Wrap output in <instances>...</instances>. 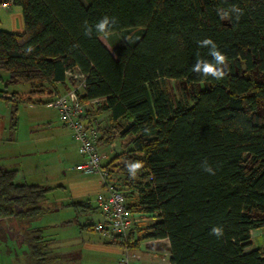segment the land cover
I'll return each mask as SVG.
<instances>
[{
  "label": "trees",
  "instance_id": "trees-1",
  "mask_svg": "<svg viewBox=\"0 0 264 264\" xmlns=\"http://www.w3.org/2000/svg\"><path fill=\"white\" fill-rule=\"evenodd\" d=\"M231 5L244 10L238 22L218 16L217 8ZM15 6L24 31L0 30L5 88L29 85L31 103L37 96L57 98L56 86L66 81L72 88L68 72L84 76L80 100H102L98 112L109 115L99 143L110 134L131 140L119 169L125 185L134 178L128 164L142 162L147 172L137 205L128 203L129 211L153 218L140 239L168 240L169 264H264V245H251V232L264 230V0H15ZM105 15L118 19L109 37L112 53L82 27ZM129 35L138 41L129 44L123 38ZM205 38L228 58L221 80L191 71L197 53L211 61L197 44ZM165 79L203 87L190 106L174 105L160 88ZM4 94L0 99L9 104ZM11 112L14 130L16 103ZM204 160L215 175L203 171ZM15 178L0 165L2 240L14 238L23 264H50L48 240L36 222L48 211L51 190ZM71 207L94 214L89 204ZM217 225L224 228L220 239L210 234ZM140 239L132 231L127 248L137 250Z\"/></svg>",
  "mask_w": 264,
  "mask_h": 264
},
{
  "label": "rangeland",
  "instance_id": "rangeland-1",
  "mask_svg": "<svg viewBox=\"0 0 264 264\" xmlns=\"http://www.w3.org/2000/svg\"><path fill=\"white\" fill-rule=\"evenodd\" d=\"M83 4H87V0H81ZM0 30L21 34L24 31V25L22 21V14L19 7H13L10 10L0 9ZM101 43L112 53L111 42H114L115 39H100ZM0 77L2 81L0 82V89L2 91L10 93L11 96L15 97L14 100H10V103L17 104V115L20 116L21 121H27L29 117H36L44 121H50L54 125H58V115L55 108L47 102L54 101L55 97H48L46 95L40 97L32 98L35 101H42L44 104L36 105L33 107L34 112H25L28 110V107L23 105L22 101H26L28 93L30 90L29 85L17 84L13 86H7L5 88L4 82L7 80V74L0 70ZM76 82L72 80V86ZM200 85L194 86L185 83L181 80H171L165 79L160 81V88L168 95L169 99L174 105L180 103L183 106H190L193 101V96L197 89L203 87ZM16 93V94H11ZM82 93V91H80ZM18 96V97H17ZM21 102H20V101ZM4 106L3 102L0 100V106ZM8 109H11V105H8ZM100 120V119H99ZM106 120V119H105ZM101 119L102 128L105 129L109 127L108 121ZM112 132V131H111ZM103 147H100V154H106V158L102 160V163L105 165L108 164L109 168L112 169L113 177L120 189L126 195V199L131 201V205H137L138 191L143 187L149 180L146 176L147 172L144 170V165L142 170L133 178L132 185L126 186L123 179L124 176L119 172V169L124 164V156H130V150L132 149L130 138H125L121 140L116 134H110L106 137H103ZM80 155L75 153V151L69 150L67 154H64L62 159V166L53 169L55 175L50 178L47 182V185L54 187L53 191L47 195V201L44 203V207L50 210L46 216H43L36 222V225L42 226L45 225L46 233L45 239L48 240L49 245V258L51 260L50 264H107V261L110 257H114L120 253V248L117 245L106 244L102 239L98 237L96 233L86 232L81 230L77 225H71L67 228H61L59 226V220L61 217H66L69 212L59 210L58 208L53 209L52 205L60 206L70 202H76L79 198L77 193L79 188L84 185V183H99L97 177L91 178L83 176L79 171L75 169L76 164L79 161ZM141 157V156H139ZM122 185V186H119ZM97 188L93 187L87 194L89 198L97 197ZM103 193V191L101 192ZM96 197L94 198L96 201ZM96 204V202H95ZM135 208V206H133ZM53 210V211H51ZM97 221L96 217H92L88 220V224H94ZM82 222H85L83 220ZM145 224L140 226L137 229V234H142ZM6 236L4 231H0V264H2L3 259L7 258V253L9 249V241L2 240V237ZM251 245L252 248H261L264 245V230H255L251 232ZM56 248H59L58 250ZM60 250V251H59ZM145 247L137 249L138 253H144ZM16 252V250H15ZM166 254V253H165ZM12 264H23L24 258H16V254L13 253ZM162 256H158V259L163 258L165 260L166 255L162 253ZM53 257L57 258L56 260ZM28 260H30L28 258ZM31 263V262H30ZM6 264V263H4ZM32 264V263H31ZM163 264H169L168 259L166 258Z\"/></svg>",
  "mask_w": 264,
  "mask_h": 264
},
{
  "label": "crops",
  "instance_id": "crops-1",
  "mask_svg": "<svg viewBox=\"0 0 264 264\" xmlns=\"http://www.w3.org/2000/svg\"><path fill=\"white\" fill-rule=\"evenodd\" d=\"M56 88L60 92V94H62L71 88V84L66 81L65 84L57 85ZM6 93L10 95V93ZM1 102H3L5 107L3 105L0 106V165L6 170L16 172V183L43 186L50 189L52 192L54 187L48 186L47 182L50 178L53 177V175H55L53 169L57 168V166H62V159L64 157V154H67L69 150L75 151V153L77 154V144L73 141L70 132L59 122V120L58 125H54L50 121L46 122L36 117H29L27 121H21L20 116H18V118L16 117V112V125L14 130H12V112L11 109H8V105L10 104L12 107L13 104L10 102L9 104H6L4 100H1ZM34 102L35 100L33 99L31 100V103L22 101L23 105L29 108L28 110L24 109V111L31 112L32 114L34 112L33 107L36 106ZM52 102L53 101L47 103L52 105ZM15 103L18 104L19 102L17 101ZM90 114L93 118H96L98 120L100 119L101 127L103 126L101 119H106L105 122L108 121L109 115L107 112H97ZM102 145L103 143L100 144L101 148L103 147ZM102 157L103 159L106 158V154L102 155ZM81 161L82 159L81 157H79V161L76 166L81 163ZM86 177L94 178V176ZM93 187L97 188V194H100L102 192V187L98 182H96V185H94V183L86 184L85 182L84 185L79 188V191L77 193V197L79 199L76 202H70L60 206H56V204L52 205L53 209L58 208L59 210L69 212L66 217H61V219L59 220V226L61 228H67L71 225H77L79 226V228H81V230L93 233V231L88 230L86 227L88 225V220L92 217H96V222H98L101 218L95 204L94 198L96 196L94 198H89V195L87 194ZM127 202L129 204L131 203L130 200H127ZM77 203L89 204V206L94 209V214H89V212L82 214L75 213L71 205ZM49 211L50 210H48L47 213ZM47 213L44 216H46ZM83 220H85V222H82ZM152 221L153 218L150 216H143L140 218L139 223L134 228L135 236L138 239H140L141 234H137V229H139L140 226L142 228L143 224H145L146 226L149 225ZM10 226L16 231L19 230V227L15 222L10 223ZM38 227L43 230V234L46 233L47 229L45 225ZM9 239L10 240L8 241L10 250L7 253V258L3 259L2 264H12L13 253L18 254V248L16 247L14 238ZM105 243L109 244L107 242ZM142 247H145L144 253H138L137 250L133 251L136 257L134 261L135 264H163L166 258L168 259V261L170 259L169 243L166 239H140L138 243V249ZM56 249L58 250L59 248ZM162 253L166 255L165 260L163 258L158 259V256L164 257L162 256ZM122 254L123 250L122 248H120V253H118L114 257L111 256L107 261V264H116Z\"/></svg>",
  "mask_w": 264,
  "mask_h": 264
},
{
  "label": "built area",
  "instance_id": "built-area-1",
  "mask_svg": "<svg viewBox=\"0 0 264 264\" xmlns=\"http://www.w3.org/2000/svg\"><path fill=\"white\" fill-rule=\"evenodd\" d=\"M15 7V0H0V9L10 10ZM67 77L76 82L72 88L55 98L52 106L55 108L59 122L70 132L77 144V152L82 161L75 169L86 176L99 179L103 193L96 197V206L100 220L93 225V232L100 238L122 248L123 254L116 264H135V254L127 248L129 234L144 213L128 210V202L124 192L116 184L113 171L105 168L100 154L101 125L100 120L90 113H97L102 103L100 99L82 102L79 98L84 87V76L78 72H68ZM3 98L14 100L9 94Z\"/></svg>",
  "mask_w": 264,
  "mask_h": 264
},
{
  "label": "clouds",
  "instance_id": "clouds-1",
  "mask_svg": "<svg viewBox=\"0 0 264 264\" xmlns=\"http://www.w3.org/2000/svg\"><path fill=\"white\" fill-rule=\"evenodd\" d=\"M218 16L221 20H232L239 21L244 15V10L237 5H231L227 8L220 7L217 8ZM118 23V19L114 16H103L98 22L94 25L90 24L87 20L84 21L82 27L84 30V35L86 37H92L93 32L98 35L102 40L108 39L112 35V29ZM129 44H134L138 41L139 37H133L131 35L123 37ZM199 48H207L208 55L211 57V61L203 59L197 53L196 62L192 65L191 71L203 76V77H212L216 80L223 79L226 75L227 68V56L222 53L217 44L211 38H205L203 40L197 41ZM28 53L32 51V48L29 47L26 50ZM129 173L132 177H135L137 172L143 167L142 162H134L127 165ZM203 171L207 172L210 175H215V169L208 163L207 160H204L201 164ZM211 235L215 236L217 239H220L224 236L223 226H213L211 228Z\"/></svg>",
  "mask_w": 264,
  "mask_h": 264
}]
</instances>
